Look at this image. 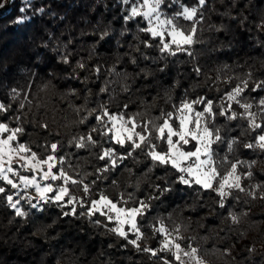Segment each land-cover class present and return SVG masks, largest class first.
I'll return each mask as SVG.
<instances>
[{
	"label": "trees",
	"instance_id": "1",
	"mask_svg": "<svg viewBox=\"0 0 264 264\" xmlns=\"http://www.w3.org/2000/svg\"><path fill=\"white\" fill-rule=\"evenodd\" d=\"M134 2L0 0V103L8 109L0 111V122L22 127L20 142L30 145L41 158L48 154L43 145H62L55 155L66 157L65 171L84 183L96 181L89 200L103 191L114 201L123 195L129 206L138 200L150 204L143 219L137 217L143 235L138 238L126 226L125 239L109 230L117 226L116 221L109 222L99 213L83 214L87 203L84 207L76 204V215L65 216L71 205L62 208L55 202H38L32 194L31 201L17 205L26 215H17L6 199L17 189L0 181V187L8 189L0 194V264H164L172 253L152 256L143 251L160 249L168 239L156 231L161 221L186 251L187 245L197 247L204 264H264V151L243 147L257 135L248 129V121L219 115L229 104L238 115L245 111L240 107L245 103L257 113L262 107L264 88L252 89L264 81V0H206L203 6L198 0H181L185 6L198 8V42L189 46L191 57L145 47L142 41L158 38L140 31L149 27L147 19H126ZM161 10L168 17L181 11L178 4L162 5ZM176 22L182 28L192 26L183 17ZM104 32L107 36L100 41ZM65 55L69 63L63 62ZM78 62L85 67H77ZM97 66L99 73L94 71ZM197 67L199 74L194 71ZM242 80H248V87L237 97L239 104L227 100L226 93ZM104 87L106 92L101 91ZM199 97L212 100L217 114L214 123L224 140L214 145L217 158L227 154L233 161H256L250 178L243 175L247 169L238 166L245 191L232 189L224 207L215 192L180 183L173 169L154 166L140 150L102 173L97 170L107 165L98 159L102 151L96 134L98 143L89 148H77L73 142L95 126L88 113L101 104L108 105L109 112L123 111L125 118L139 113L151 120L171 112L183 99ZM233 138L239 143L229 153ZM109 147L124 154L118 145L103 143V148ZM68 187L77 198L84 196L81 186ZM250 192H255V198Z\"/></svg>",
	"mask_w": 264,
	"mask_h": 264
},
{
	"label": "snow or ice",
	"instance_id": "2",
	"mask_svg": "<svg viewBox=\"0 0 264 264\" xmlns=\"http://www.w3.org/2000/svg\"><path fill=\"white\" fill-rule=\"evenodd\" d=\"M128 3L129 0H123ZM206 0H198V5H205ZM172 4H178L181 11L173 13L169 18L166 13L161 11V6L171 7ZM197 7H187L181 0H170L166 4V0H136L131 5V14L126 19L141 17L147 19L151 24L155 17V24L152 27H145L140 31L150 34L153 38L151 41H142L145 47H156L162 53H167L170 56H176L178 53H185L188 56H193L190 50L191 45L197 43L195 39L197 33ZM163 17V18H162ZM179 17L192 21V26L182 28L178 25ZM202 18V16H201ZM107 33H101L99 40H104ZM147 59V57H144ZM64 63H69L68 56L63 57ZM135 63V60H133ZM77 67L83 69V62H78ZM100 67L97 66L94 71L100 72ZM112 71H115L113 68ZM194 71L199 74L200 69L194 68ZM251 78V73L248 74ZM242 85V86H241ZM241 85L236 86L232 91L226 93V99L235 101L239 104L237 97L240 96L248 87V80H242ZM264 88V81L257 83L252 91ZM127 88H125V91ZM102 92L107 91V87L101 88ZM197 105H203L202 111H197ZM259 112L251 111V104L240 105L245 111L239 113L230 111L231 104L227 108L222 107L219 112L220 116L227 120L244 119L248 121V129L257 132V135L252 138V142L245 143L243 147L247 149H260L264 151V99L259 101ZM124 109L127 105L123 106ZM3 103H0V111H7ZM95 120V126H92L90 131L82 136L74 138V143L77 148H89L98 143L94 138V134L99 138L102 154L98 155V159L105 160L107 167L98 169V172H107L109 168H117L119 163H123L131 157L134 152L140 150L153 163L154 166L171 168L177 173V179L180 183L189 187H198L202 190H211L220 197V206L224 207V199L231 195L232 189H237L241 192L245 191L242 187L241 175L237 174L238 166L243 165L247 171L243 174L250 178L253 173L251 168L256 164V161L251 162L241 161L239 159L229 160L226 154L223 157H218V152L214 145L224 143L223 137L220 135V128L216 127L214 121L216 112L213 111V102L206 97H199L195 100H181L179 105H173L171 112L161 113V116L155 119H144L139 113L131 114L125 118L124 112L119 113L109 112L108 105L101 104L99 109H92L89 113ZM18 119V117L16 118ZM87 119V117L85 118ZM258 120L260 122H258ZM83 122V121H81ZM42 127L47 128L44 124ZM24 134L22 127L10 128L6 123H0V181H6L12 189L34 188L39 194L35 199L38 202L52 203L55 202L59 207L72 206L70 212H65L64 215H76L75 205L79 204L84 207L87 203V212L83 213L88 216H95L99 213L105 220L112 222L116 221L117 226L109 229L124 237L128 236V232L124 231V225L128 224L129 231L138 234L140 238L143 233L138 227L137 217L143 219L150 204L144 200L134 201L135 206H129L128 200H125L121 195L117 200L110 199L101 191L96 199H88L92 193L91 185H95L96 181L84 183L82 179H74L65 171V156L57 159L55 153L59 147L58 143H50L43 145L46 154L43 158L37 155V152L32 150L28 144L21 143L20 137ZM112 142L123 149L124 154L116 151V148H103L104 142ZM156 141V142H154ZM239 143L238 138H233L228 143V151L232 152V145ZM161 144L165 145L161 148ZM18 160V167L13 166V161ZM70 167V165H69ZM56 168V171L53 169ZM20 169H31V175H21ZM9 174L19 177L20 183L15 182L10 178ZM100 177H97L99 179ZM56 181H61L60 184H55ZM69 184L79 185L82 188L84 196L77 198L74 196L68 187ZM215 184V187H214ZM55 185V186H54ZM259 188L260 185H256ZM167 190V189H165ZM8 189L0 187V194H6ZM17 199L14 200L13 195H6L10 207L16 209L17 215H26L17 207L21 193H15ZM250 195L255 198V192H250ZM264 198V193L261 194ZM129 199H133L129 196ZM149 200L153 197H149ZM31 207H38V204H31ZM233 222H238L236 215H231ZM100 224V220L94 221ZM156 229L157 232L163 233L165 237L164 243L160 249L144 248L143 251L150 253L152 256H157L158 252L168 251L172 253V259H164V264H204L200 256V250L197 247L187 245L186 251L181 247V244L171 238V233L163 226ZM178 233L179 229H175ZM183 240V237H180ZM139 248L136 240L130 241Z\"/></svg>",
	"mask_w": 264,
	"mask_h": 264
},
{
	"label": "rangeland",
	"instance_id": "3",
	"mask_svg": "<svg viewBox=\"0 0 264 264\" xmlns=\"http://www.w3.org/2000/svg\"><path fill=\"white\" fill-rule=\"evenodd\" d=\"M187 7H195V6H192V5H186ZM162 11V10H161ZM163 18V17H162ZM169 18H171V17H169ZM153 19V22L150 24L149 23V27H152V26H154V24H155V17H153L152 18ZM196 107V106H195ZM196 110L197 111H202L203 109H199V108H197L196 107ZM0 123H2V122H0ZM18 165H19V161L18 160H14L13 161V166L14 167H18ZM20 171V174L21 175H31L32 173L30 172H26V170H23V169H20L19 170ZM28 171V170H27ZM53 171H56L55 170V168L53 169ZM9 176H10V178H12L15 182H17V183H20V181H19V177L18 176H15V175H13V174H9ZM56 184V183H55ZM55 186V185H54ZM17 191H23L24 193H29L30 195H32V194H35L36 196H38L39 194L35 191V189L34 188H28V189H23V187L21 186V188H19V189H17L16 190V192ZM16 192H14L12 195L14 196L15 195V193ZM126 226H128V227H130L128 224H125L124 225V230H125V228H126Z\"/></svg>",
	"mask_w": 264,
	"mask_h": 264
},
{
	"label": "built area",
	"instance_id": "4",
	"mask_svg": "<svg viewBox=\"0 0 264 264\" xmlns=\"http://www.w3.org/2000/svg\"><path fill=\"white\" fill-rule=\"evenodd\" d=\"M21 193V196L19 197V201L22 200H27V201H31L32 200V195H30L29 193H24L23 191H19ZM14 200L17 199L16 195L13 196Z\"/></svg>",
	"mask_w": 264,
	"mask_h": 264
}]
</instances>
